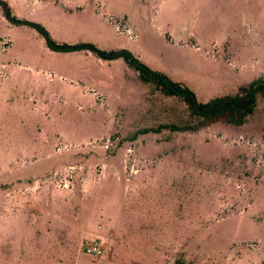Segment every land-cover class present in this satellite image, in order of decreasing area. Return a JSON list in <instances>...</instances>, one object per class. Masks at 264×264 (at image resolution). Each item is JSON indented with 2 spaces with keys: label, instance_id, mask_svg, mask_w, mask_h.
I'll return each mask as SVG.
<instances>
[{
  "label": "rangeland",
  "instance_id": "rangeland-1",
  "mask_svg": "<svg viewBox=\"0 0 264 264\" xmlns=\"http://www.w3.org/2000/svg\"><path fill=\"white\" fill-rule=\"evenodd\" d=\"M1 1L0 264H264V100L202 120L98 53L207 103L264 77V0Z\"/></svg>",
  "mask_w": 264,
  "mask_h": 264
},
{
  "label": "trees",
  "instance_id": "trees-1",
  "mask_svg": "<svg viewBox=\"0 0 264 264\" xmlns=\"http://www.w3.org/2000/svg\"><path fill=\"white\" fill-rule=\"evenodd\" d=\"M0 7L5 16L10 17L7 4L0 0ZM32 26L36 27L40 31L47 45L52 49L68 50L74 47L60 46L54 44L48 37L44 28L37 24L32 23ZM105 58H115L117 56H124V58L130 63L134 64L140 72V77L147 81L153 80L166 95H176L183 98L186 102L190 113L200 117L202 120L213 121L219 117L225 118L226 122L241 125L246 119L253 114L257 101L259 99L264 100V77H259L248 84H244L238 87V90L233 94H228L211 99L207 103L199 104L196 102L194 93L181 83H174L165 78L162 74L152 72L144 66L138 59L132 57L129 53L123 50L98 52Z\"/></svg>",
  "mask_w": 264,
  "mask_h": 264
},
{
  "label": "built area",
  "instance_id": "built-area-1",
  "mask_svg": "<svg viewBox=\"0 0 264 264\" xmlns=\"http://www.w3.org/2000/svg\"><path fill=\"white\" fill-rule=\"evenodd\" d=\"M84 251L94 257H102L105 253L103 241L99 237L93 239L90 243L84 246Z\"/></svg>",
  "mask_w": 264,
  "mask_h": 264
},
{
  "label": "crops",
  "instance_id": "crops-1",
  "mask_svg": "<svg viewBox=\"0 0 264 264\" xmlns=\"http://www.w3.org/2000/svg\"><path fill=\"white\" fill-rule=\"evenodd\" d=\"M110 260V259H109Z\"/></svg>",
  "mask_w": 264,
  "mask_h": 264
}]
</instances>
